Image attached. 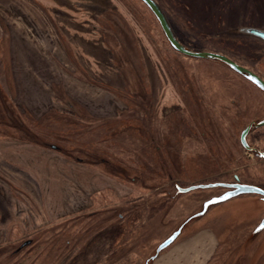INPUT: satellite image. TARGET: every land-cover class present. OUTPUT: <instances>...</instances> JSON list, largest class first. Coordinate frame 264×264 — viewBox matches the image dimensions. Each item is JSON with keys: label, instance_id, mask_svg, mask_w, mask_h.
I'll use <instances>...</instances> for the list:
<instances>
[{"label": "rangeland", "instance_id": "1", "mask_svg": "<svg viewBox=\"0 0 264 264\" xmlns=\"http://www.w3.org/2000/svg\"><path fill=\"white\" fill-rule=\"evenodd\" d=\"M155 1L184 41L264 72V40L245 31L264 30V0ZM59 2L70 12L56 17L40 0H0V139L97 164L136 195L37 228L39 202L22 188L30 178L19 173L15 185L0 174L19 199L16 213H34L0 225V264H264V229L254 233L261 196L240 195L192 218L225 189L176 187L237 177L264 190V127L247 137L253 151L240 143L244 128L264 118V93L222 62L175 51L141 0ZM153 138L161 151L147 158L144 184L131 181L135 171L117 177L103 164L110 157L137 169ZM43 181L44 196L62 191L59 180Z\"/></svg>", "mask_w": 264, "mask_h": 264}, {"label": "crops", "instance_id": "2", "mask_svg": "<svg viewBox=\"0 0 264 264\" xmlns=\"http://www.w3.org/2000/svg\"><path fill=\"white\" fill-rule=\"evenodd\" d=\"M54 1L40 0V2L47 7L48 11L53 9V11L57 13L56 17L63 12H66V14L70 12L63 8L65 4L57 0L56 5ZM82 1L83 0H75L77 3ZM4 9L5 8H3L0 3V39H2L3 35L1 17L5 11ZM54 12H51L52 15H54ZM4 15L6 16V14ZM67 32L71 31L67 30ZM67 36L71 38V35L68 33ZM101 47L102 46H100V48ZM10 149L11 151H9ZM6 151H9V153H5ZM18 152L21 155L20 157L24 158V156H26L24 160H18ZM3 173H5L7 180L15 185H18L14 180L19 181V173H22V177L25 179L30 178V180H26L32 184L35 183L38 187H41V185L44 187V179L48 184L55 179L62 182V185L59 183V187H62V191L60 190L57 195H54V193L50 194V196H44L42 193L43 189L40 187V194H38L37 189L34 186H30L29 182H27V187H22L25 189L28 196L31 194V196L34 197L35 194L39 202V210L37 209L36 214L37 218H39V225L37 228H41L50 222L52 223L68 216L81 214L95 208L97 205L108 204L114 200L119 204L129 199L131 196L136 195V189L134 187L123 183L122 180L116 177L106 174L99 169V165L97 164L73 160L51 149L31 143L20 144L12 140L4 141L0 139V174ZM18 201L19 199L12 190L4 188L0 183V225L2 224L4 226L6 225L5 222L11 223L15 220L18 221L16 218L17 215L24 213V215L30 213V217L34 215L32 209L21 206L20 207L23 208L24 211L16 213L19 209ZM32 203L34 205V202ZM25 205H27V203ZM30 206H32V204ZM109 245V255H113L115 250L111 248L110 243Z\"/></svg>", "mask_w": 264, "mask_h": 264}, {"label": "water", "instance_id": "3", "mask_svg": "<svg viewBox=\"0 0 264 264\" xmlns=\"http://www.w3.org/2000/svg\"><path fill=\"white\" fill-rule=\"evenodd\" d=\"M148 8L149 10L153 13L155 18L157 19L167 41L169 42L170 46L177 51L178 53L189 57V58H197V59H206V60H214V61H219L222 62L223 64L227 65L231 70L234 72L238 73L251 83H253L256 87H258L263 93H264V80L258 76L256 73L251 71L250 69L236 63L229 57H227L224 54L217 53V52H212V51H194L190 50L186 46H184L175 36L171 25L169 24L165 14L163 13L162 9L160 6L157 4L155 0H141ZM246 33L251 34L255 37H258L262 40H264V30L257 29V28H247ZM264 127V118L260 121L257 122H252L248 124L244 130L241 132L240 135V142L241 145L247 150V151H253L254 148L251 147L248 142H247V137L249 133L256 128H261ZM264 157V153L261 154ZM216 187H221L226 189L221 195L219 196H214L208 200H206L202 204L201 210L192 216V218H198L203 216L208 209L221 202H225L227 200H230L232 198L238 197L240 195H245V194H257L262 197L264 200V190L248 185V184H242L239 182V179L236 177V182L235 183H211V184H194L190 185L187 187H180L177 186V189L179 192L182 193H188L190 191L196 190V189H208V188H216ZM264 229V218L260 221L258 224L257 228L255 229L254 233H258ZM181 233V229L176 230L173 232L168 238H166L163 242H161L157 249H156V254L152 256V259H155L157 257V254H159L162 250L166 249L168 246H170L176 238L179 236ZM29 242H26L24 244V247L27 246Z\"/></svg>", "mask_w": 264, "mask_h": 264}, {"label": "trees", "instance_id": "4", "mask_svg": "<svg viewBox=\"0 0 264 264\" xmlns=\"http://www.w3.org/2000/svg\"><path fill=\"white\" fill-rule=\"evenodd\" d=\"M160 8L162 9L163 13L165 14V16H166V18L168 20L167 13L164 11V9L162 7H160ZM195 8H196L195 10H196L197 13L201 12V9L202 8L200 6H195ZM178 20H180V19L178 18ZM168 22H169V20H168ZM170 25H171V23H170ZM171 28H172L175 36L177 37V39L184 46H186L187 48H189L190 50H194V51H206V49H204V48L203 49L199 48L200 45H198V44H192L191 41H184L182 39V37H181L182 35L178 34L177 31L172 27V25H171ZM181 33H183V32H181ZM209 50H214V49H209ZM214 52L221 53L219 51H214ZM221 54L226 55L225 53H221ZM226 56H228V55H226ZM229 58L232 59L233 61H235L236 63H238V64H240V65H242V66L250 69L251 71L255 72L257 75H259L264 80V72H262L261 70L252 68L248 64H245V62H243L242 60H238V59L233 58V57H229ZM154 141H155V139L153 138L151 140L152 143H147L146 146L143 147V150H144L145 153L143 154V156L139 157V159L137 160V163H136L137 164V169H135V170L134 169H130V170L126 169L127 166L123 167L122 165L117 164V163L111 161V158L110 157H109L110 160L104 162L103 164L104 165H107V166L115 167L114 169H116L118 171L117 174H116L117 177L118 176H123V175H121V172L122 173L125 172V173L131 175L135 171L134 173H137V174L136 175H133V176H136V178L132 177L131 181L132 182L137 181L136 183H138L140 181L142 184H144L142 178H143V176H147L149 174L150 170H151L149 164L147 163V160H148L147 158H156L158 160L157 155H156V153H157L156 151H161V147L160 146H153L152 145ZM66 157L71 158L70 156H67V155H66ZM129 164H130V162H129ZM121 169H123V170H121ZM169 178L173 181L171 175L169 176Z\"/></svg>", "mask_w": 264, "mask_h": 264}, {"label": "flooded vegetation", "instance_id": "5", "mask_svg": "<svg viewBox=\"0 0 264 264\" xmlns=\"http://www.w3.org/2000/svg\"><path fill=\"white\" fill-rule=\"evenodd\" d=\"M233 183H235V182H233ZM225 190H226V189H225ZM225 190H224V191H225Z\"/></svg>", "mask_w": 264, "mask_h": 264}, {"label": "bare ground", "instance_id": "6", "mask_svg": "<svg viewBox=\"0 0 264 264\" xmlns=\"http://www.w3.org/2000/svg\"><path fill=\"white\" fill-rule=\"evenodd\" d=\"M81 228H84V227H81Z\"/></svg>", "mask_w": 264, "mask_h": 264}]
</instances>
